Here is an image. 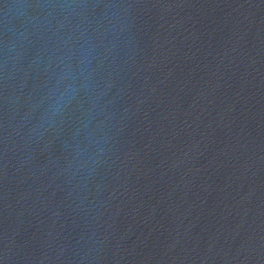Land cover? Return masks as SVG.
Segmentation results:
<instances>
[{
  "label": "water",
  "instance_id": "obj_1",
  "mask_svg": "<svg viewBox=\"0 0 264 264\" xmlns=\"http://www.w3.org/2000/svg\"><path fill=\"white\" fill-rule=\"evenodd\" d=\"M0 264H264V0H0Z\"/></svg>",
  "mask_w": 264,
  "mask_h": 264
}]
</instances>
